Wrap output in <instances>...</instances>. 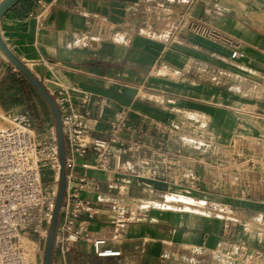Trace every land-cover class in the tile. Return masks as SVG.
<instances>
[{
	"label": "crops",
	"instance_id": "obj_1",
	"mask_svg": "<svg viewBox=\"0 0 264 264\" xmlns=\"http://www.w3.org/2000/svg\"><path fill=\"white\" fill-rule=\"evenodd\" d=\"M167 1L23 0L0 20L2 41L48 92L60 86L74 102L89 94L127 111L125 139L140 128L157 132L161 143L171 139L166 157H159L156 140L139 137L148 145L140 173L98 170L91 155L84 159L81 165L90 167L82 171L84 197L97 211L89 232L111 239L112 205L126 207L130 216L110 243L120 257L99 259L78 244L67 264H210L222 224L181 199L178 183L187 177L169 157L194 142L199 147L192 156L202 154L204 164L210 162L204 147L215 145L242 149L247 161L264 165V96L247 85L264 74V0ZM231 47L253 61L252 68L228 61ZM212 71L225 73L222 84L204 80ZM0 111L27 112L36 128L52 122L47 105L1 53ZM110 119L106 112L98 137L107 135ZM200 174L209 185V172ZM250 179L251 198L233 191L229 197L210 192V199L234 207L246 221L264 214L255 176ZM53 263L60 264L55 256Z\"/></svg>",
	"mask_w": 264,
	"mask_h": 264
},
{
	"label": "built area",
	"instance_id": "obj_2",
	"mask_svg": "<svg viewBox=\"0 0 264 264\" xmlns=\"http://www.w3.org/2000/svg\"><path fill=\"white\" fill-rule=\"evenodd\" d=\"M177 2L169 0L167 5ZM226 59L241 62L246 69L253 66V61L236 47L227 50ZM261 80L264 84V74ZM48 93L60 115L66 173L65 195L54 238L55 259L67 264V256L78 244L91 247L99 259L120 257V252L111 249L110 243L128 224L130 210L112 205L109 220L115 234L111 239L92 235L87 226L93 222L97 211L84 197L87 178L82 171L90 167L81 163L91 155L94 169L140 173L141 167L146 165L144 154L148 149L140 138L149 131L140 128L132 132L130 139H124L129 133L127 111L112 109L104 99L89 94L74 102L67 89L60 86ZM106 112L111 113L107 135L98 137L96 130ZM164 143L156 145L159 157H166L168 153ZM204 149L210 160L206 169L202 154L192 156L190 163H181L187 180L178 185L184 188L182 200L190 202L199 213L213 215L222 224L221 243L213 252L210 264H264V215L255 212L245 224L234 222L231 217L237 213L235 208L209 196L212 192L229 197L235 191L237 198L249 199L253 192L249 188L250 175H254L259 187L256 193L264 205V165L247 161L242 149L222 150L215 145ZM175 153L180 163V156L184 154ZM243 163H246L247 174L241 170ZM202 167L210 174L209 185L199 172ZM58 189L59 159L54 122L36 128L27 112L6 116L0 111V264H43ZM247 189L249 192H245ZM193 192L201 197L195 198ZM82 215L85 219L80 221Z\"/></svg>",
	"mask_w": 264,
	"mask_h": 264
},
{
	"label": "water",
	"instance_id": "obj_3",
	"mask_svg": "<svg viewBox=\"0 0 264 264\" xmlns=\"http://www.w3.org/2000/svg\"><path fill=\"white\" fill-rule=\"evenodd\" d=\"M22 1L23 0H4L3 2H1L0 20L5 13H7L10 9L14 8L17 4H19ZM0 53L7 59V61L12 65V67L24 77L28 85L38 94V96L47 105L56 130L57 143H58V159H59V189L57 193L55 209L51 219L48 238L46 241V247L43 256V264H52L53 256H54L55 232L58 225L60 207L64 199L65 188H66V173L64 167L65 151H64V141L62 136L60 115L54 100L52 99L48 91L45 89V87L42 85V83L37 79H35L34 76L30 73V71L25 67V65L22 64L10 52V50L6 47V45L2 41L1 37H0Z\"/></svg>",
	"mask_w": 264,
	"mask_h": 264
},
{
	"label": "rangeland",
	"instance_id": "obj_4",
	"mask_svg": "<svg viewBox=\"0 0 264 264\" xmlns=\"http://www.w3.org/2000/svg\"><path fill=\"white\" fill-rule=\"evenodd\" d=\"M3 1L4 0H0V3ZM111 37H113V36H111ZM107 38H109V37H107ZM224 76H225V73H223L221 71H214V72L212 71L211 73L210 72L209 73H206V72L203 73L204 80L208 83L215 84V85L216 84H222L224 81ZM255 78H256V76L250 78L247 82V85H248V87H250L249 89H251V91L253 92L254 95L259 96L260 94H262V96H264V84L261 82L262 81L261 78H256V79ZM52 122H53V120H52ZM155 134H157V132H155V131L152 132V134L150 133V137H152L154 139V141L156 140L155 141L156 145H159V143H161V142H160V140L157 139L159 137H156ZM125 138H127V137H124V139ZM170 140L168 137L167 142L165 141V143H164L165 147H168L167 143H169ZM184 147H185L186 151L184 153H182L184 155L180 156L179 160H180V163L185 162L188 164V163H190L189 159H191L193 151H196L198 149L199 145L194 143V142H185ZM173 153H174V155L172 156L171 160L173 162H178L177 158H176L175 151ZM169 154L171 155L170 152H169ZM156 158H157V156H156ZM207 164L208 163H205L204 166L207 167L208 166ZM201 170L203 171V167L199 170V172ZM199 214H200V216H204V217L207 216L209 218L214 219L213 215L202 214L201 212ZM231 220L234 222H237V223H243V224L247 223V221L242 219V217H240L239 215H235V216L231 217Z\"/></svg>",
	"mask_w": 264,
	"mask_h": 264
},
{
	"label": "trees",
	"instance_id": "obj_5",
	"mask_svg": "<svg viewBox=\"0 0 264 264\" xmlns=\"http://www.w3.org/2000/svg\"><path fill=\"white\" fill-rule=\"evenodd\" d=\"M15 85V84H14Z\"/></svg>",
	"mask_w": 264,
	"mask_h": 264
}]
</instances>
